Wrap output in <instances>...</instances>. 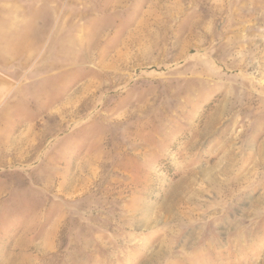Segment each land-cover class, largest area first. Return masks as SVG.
Segmentation results:
<instances>
[{
	"label": "rangeland",
	"instance_id": "obj_1",
	"mask_svg": "<svg viewBox=\"0 0 264 264\" xmlns=\"http://www.w3.org/2000/svg\"><path fill=\"white\" fill-rule=\"evenodd\" d=\"M23 1L0 264H264V0Z\"/></svg>",
	"mask_w": 264,
	"mask_h": 264
},
{
	"label": "crops",
	"instance_id": "obj_2",
	"mask_svg": "<svg viewBox=\"0 0 264 264\" xmlns=\"http://www.w3.org/2000/svg\"><path fill=\"white\" fill-rule=\"evenodd\" d=\"M33 8L35 9V4L23 0H20L18 3L12 2L3 5V11L8 13H23L25 11H31ZM9 17L11 16L8 14L5 15V18L8 19ZM7 19H5V21H7ZM19 64L20 62L16 63V67L9 68L3 67L2 64H0V99H4L9 92H12V90L19 85L20 77L29 75V72L32 70L28 67L21 68Z\"/></svg>",
	"mask_w": 264,
	"mask_h": 264
}]
</instances>
